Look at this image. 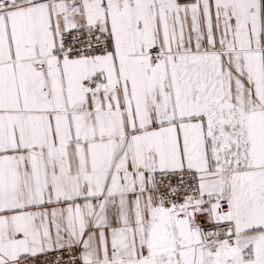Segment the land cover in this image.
Here are the masks:
<instances>
[{
  "label": "snow or ice",
  "instance_id": "obj_1",
  "mask_svg": "<svg viewBox=\"0 0 264 264\" xmlns=\"http://www.w3.org/2000/svg\"><path fill=\"white\" fill-rule=\"evenodd\" d=\"M0 264H264V0H0Z\"/></svg>",
  "mask_w": 264,
  "mask_h": 264
}]
</instances>
